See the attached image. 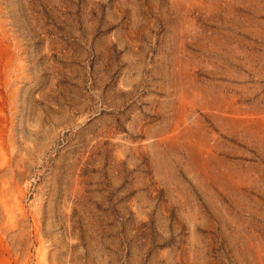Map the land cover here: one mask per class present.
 <instances>
[{
	"label": "rangeland",
	"instance_id": "rangeland-1",
	"mask_svg": "<svg viewBox=\"0 0 264 264\" xmlns=\"http://www.w3.org/2000/svg\"><path fill=\"white\" fill-rule=\"evenodd\" d=\"M0 264H264V0H0Z\"/></svg>",
	"mask_w": 264,
	"mask_h": 264
}]
</instances>
